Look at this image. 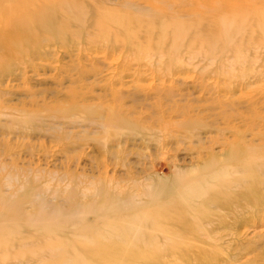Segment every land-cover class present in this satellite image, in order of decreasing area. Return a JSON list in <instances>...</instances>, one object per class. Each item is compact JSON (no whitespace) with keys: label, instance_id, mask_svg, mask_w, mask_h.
<instances>
[{"label":"rangeland","instance_id":"374dc122","mask_svg":"<svg viewBox=\"0 0 264 264\" xmlns=\"http://www.w3.org/2000/svg\"><path fill=\"white\" fill-rule=\"evenodd\" d=\"M206 1L103 0L101 10L143 12L148 19L154 7L168 8L169 15ZM248 1L213 0V5L218 18L238 19L249 13ZM95 18L80 39L71 35L60 46L0 68V205L15 204L25 192V213L41 205L49 213L74 215L72 223L81 227L95 222L92 210L104 195L142 205L157 190L167 193L199 174L205 161L223 155L232 143L264 148L260 32L244 36L239 47L235 40L233 47L210 48L211 21L201 22L196 44L189 48L183 42L169 62L166 53H138L103 37ZM150 35L146 27L138 33L149 48L157 32ZM71 101L85 107L63 112ZM237 223L248 236L219 228L215 234L225 253L197 264H264V206L241 212Z\"/></svg>","mask_w":264,"mask_h":264},{"label":"bare ground","instance_id":"6f19581e","mask_svg":"<svg viewBox=\"0 0 264 264\" xmlns=\"http://www.w3.org/2000/svg\"><path fill=\"white\" fill-rule=\"evenodd\" d=\"M207 1L209 5L195 3L169 15L164 13L168 8L154 7L151 18L145 19L143 12L141 16L101 10L103 0H0V47L4 49L0 68L44 47L60 46L71 35L80 39L94 15L103 37L120 40L138 53H166L169 62L175 60L183 42L189 48L196 44L201 22L211 21L210 48L233 47L235 40L239 47V40L252 39L257 32L264 36V1L249 0L244 6L249 13L238 19L218 18V7L213 0ZM186 15L196 19L192 23L176 20ZM142 27L150 36L157 32L154 47H148V40H138ZM71 102L62 107L63 112L85 107ZM238 144L210 157L199 174L181 179L174 190L162 194L157 190L145 204L102 196L97 211L89 208L95 222L81 227L72 223L74 215L49 213L41 205H35L34 214L25 213L21 209L27 200L25 192L13 206L3 201L0 264H26L27 259L34 264H197L216 259L225 251L222 237L215 232L224 228L239 237L248 236L237 227L238 216L264 206V148L255 151Z\"/></svg>","mask_w":264,"mask_h":264}]
</instances>
